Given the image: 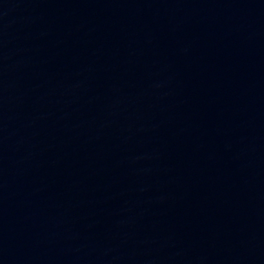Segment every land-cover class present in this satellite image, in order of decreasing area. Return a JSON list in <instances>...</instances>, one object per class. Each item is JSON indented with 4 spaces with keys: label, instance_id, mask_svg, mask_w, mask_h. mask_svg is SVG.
Here are the masks:
<instances>
[{
    "label": "water",
    "instance_id": "1",
    "mask_svg": "<svg viewBox=\"0 0 264 264\" xmlns=\"http://www.w3.org/2000/svg\"><path fill=\"white\" fill-rule=\"evenodd\" d=\"M0 264H264V0H0Z\"/></svg>",
    "mask_w": 264,
    "mask_h": 264
}]
</instances>
